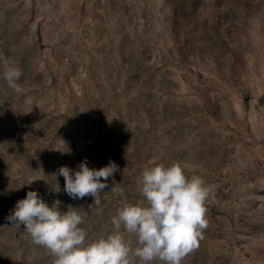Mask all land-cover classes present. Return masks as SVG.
<instances>
[{"label": "rangeland", "instance_id": "obj_1", "mask_svg": "<svg viewBox=\"0 0 264 264\" xmlns=\"http://www.w3.org/2000/svg\"><path fill=\"white\" fill-rule=\"evenodd\" d=\"M6 59L24 91L0 67V264H52L6 219L28 191L77 208L92 241L153 159L210 189L182 264H264V0H0ZM85 159L119 169L98 206L57 174Z\"/></svg>", "mask_w": 264, "mask_h": 264}, {"label": "clouds", "instance_id": "obj_2", "mask_svg": "<svg viewBox=\"0 0 264 264\" xmlns=\"http://www.w3.org/2000/svg\"><path fill=\"white\" fill-rule=\"evenodd\" d=\"M0 67L7 86L22 94V70L7 59ZM118 170L113 161L92 169L85 159L78 170L61 166L57 174L64 178L67 195L73 199L92 196L93 205L98 206L101 192L109 187L107 181ZM138 184L143 200L125 202L111 218L114 232L92 241L81 227L84 217L77 208L69 206L71 210L62 213L59 201L50 207L37 191H28L18 200L6 219L12 226H23L32 243L53 257L52 264H182L198 248L208 227L209 187L202 177L189 176L181 164L165 165L155 159L144 167ZM111 191L124 192L115 186Z\"/></svg>", "mask_w": 264, "mask_h": 264}]
</instances>
